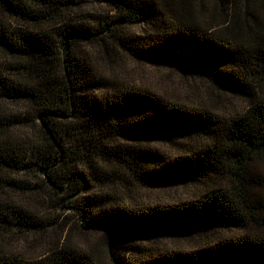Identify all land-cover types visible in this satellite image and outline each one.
Returning <instances> with one entry per match:
<instances>
[{"label": "trees", "instance_id": "obj_1", "mask_svg": "<svg viewBox=\"0 0 264 264\" xmlns=\"http://www.w3.org/2000/svg\"><path fill=\"white\" fill-rule=\"evenodd\" d=\"M126 57L184 91L126 78ZM166 185L193 196L118 194ZM24 189L103 245L68 233L0 264H264V0H0V233L46 227L5 196Z\"/></svg>", "mask_w": 264, "mask_h": 264}, {"label": "rangeland", "instance_id": "obj_2", "mask_svg": "<svg viewBox=\"0 0 264 264\" xmlns=\"http://www.w3.org/2000/svg\"><path fill=\"white\" fill-rule=\"evenodd\" d=\"M93 10L105 11L108 9L106 6L96 3ZM119 68L123 71L126 78L130 76L139 82L158 88L162 91L165 89H176L179 83L183 82L180 74L170 71L168 68L152 67L149 64L132 61L127 57L125 58V61L123 60V63L120 64ZM187 81V83L193 84L195 91L198 93V97H206L209 95L206 94L208 89L207 86L200 79H192L188 77ZM178 88L181 89L182 92L184 91V88L181 85H179ZM234 107V105H227L225 113L232 112ZM118 194L129 204L180 201L181 199H188L193 196L187 194V189L184 186L176 185H166L152 189L131 186L129 189L123 188L122 190H118ZM191 194H193V191ZM5 196L13 200H18L19 203L41 212L44 219H47V225L39 232H29L24 234L18 231L1 232L0 251L6 253H18L28 258H35L44 253L54 242H56V240L59 239L61 242L68 233L75 243L98 246V249L102 247L103 239L100 232L85 231L81 228L78 229L77 225L80 223L78 214L73 213L70 210L65 211L63 214H58V212L48 206L49 199L46 193L40 195V198L38 199L37 196L29 190H7ZM139 241L143 240L139 237ZM157 242L158 245L164 249L167 247H173L178 250L187 246H193L195 243V241L190 238L166 236L158 238Z\"/></svg>", "mask_w": 264, "mask_h": 264}]
</instances>
